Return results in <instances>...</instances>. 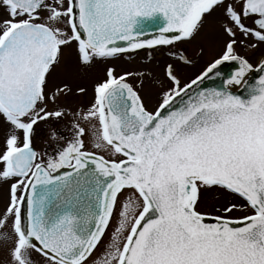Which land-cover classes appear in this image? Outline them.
I'll return each mask as SVG.
<instances>
[{"label": "snow or ice", "instance_id": "1", "mask_svg": "<svg viewBox=\"0 0 264 264\" xmlns=\"http://www.w3.org/2000/svg\"><path fill=\"white\" fill-rule=\"evenodd\" d=\"M157 10L167 23L143 39L133 31L136 18ZM213 13L226 37L222 54L183 87L167 64L174 87L147 110L128 82L144 73L118 74L108 61L190 40ZM238 42L264 43V0H0V114L8 127L0 146V184L7 185L0 242L8 264H32L33 251L41 264H88L98 249L93 264H264V75L246 101L227 87L184 99L221 61L240 65L225 85H245L253 65L236 54ZM65 50L74 58L70 73L103 67L89 105L73 113L66 145L50 130L56 148L45 160L33 147L34 126L65 114L57 101L72 86L62 81L46 91ZM89 134L97 151L86 149ZM213 192L241 202L202 210ZM117 210L111 242L101 248ZM238 211L250 214L233 217Z\"/></svg>", "mask_w": 264, "mask_h": 264}, {"label": "rangeland", "instance_id": "2", "mask_svg": "<svg viewBox=\"0 0 264 264\" xmlns=\"http://www.w3.org/2000/svg\"><path fill=\"white\" fill-rule=\"evenodd\" d=\"M246 22L247 20L245 23ZM225 39L226 37L223 35L219 23L217 22L216 13H213L212 16H205L204 25L192 39L186 41H177V44L175 45L157 48V51H163V53L141 50L140 55L129 54L127 57L119 55L108 63L112 64L116 68L118 74L122 70H128L135 73H144L143 77L129 79V82L133 84V86L143 98L147 110L152 111L156 105L162 101V92L174 87V85H172V83L166 78L164 72V68L167 64H174L175 74L180 80V87H182L199 72H201V70H203L208 63H212L215 59L219 58V56L222 54ZM252 43H256L255 38H248L247 44ZM247 44L242 46L238 42L235 46V52L236 54L245 57L254 66L260 61L261 58L264 57V43L258 44V46L254 48L247 46ZM171 53L184 55L189 62L185 63L183 61H179L173 55H171ZM73 64L74 58L68 54L67 50H65V54L61 56L60 62L53 69L54 75H56L54 77L57 79L66 78L67 81L74 84L72 85L73 89L77 85H85L88 92H86L84 95H77L74 90L67 95H63L64 105L69 106L73 103V101H75L74 105L80 103V105L83 104L85 107L91 99V81H93L92 79H95L96 76L100 75L103 65L100 64L99 66L91 67L89 68V71L85 69L81 72L73 71L70 73L68 69ZM83 73L87 75V78L90 79V81L83 78L85 77ZM70 75H75L76 78ZM52 79L53 73H51L49 82H51ZM67 119L69 118L64 115L60 121L55 122H61L63 126L65 123V126H67L65 128H68L70 136L72 132V123ZM1 121L3 120L0 119V123ZM53 121L54 120H48L37 124L38 131L36 133L40 136V139L37 140L36 143L37 147L39 149L41 148L40 151L44 149L50 152L56 148V144L50 138V130L53 129V124H58ZM2 125L3 128L0 134V146L3 145L6 139V133L8 131V128H6L4 124ZM56 128L62 132V134L66 135V132L62 127ZM59 143L63 145L65 141L60 140ZM121 199H123V197ZM227 200H235L238 203L241 202L237 197L231 196L227 192H213L206 197V202L201 205V209L212 212L214 208L219 207ZM5 203L6 196L3 184V187H0V210H3ZM244 214L250 213L238 211L232 213V216L238 217ZM118 218L119 216L117 210L114 213L110 225L102 238L101 248L111 242L112 232L117 226ZM5 251L6 248L1 243L0 264H5L3 263L6 260L4 259ZM99 251L100 249H98L97 252L88 259V264H93V260L96 258V255L99 254ZM30 259L32 260V264H41V257L37 256L33 252L30 256Z\"/></svg>", "mask_w": 264, "mask_h": 264}, {"label": "water", "instance_id": "3", "mask_svg": "<svg viewBox=\"0 0 264 264\" xmlns=\"http://www.w3.org/2000/svg\"><path fill=\"white\" fill-rule=\"evenodd\" d=\"M207 16V15H206ZM137 23L133 25V31L143 32V39H152L157 35H160L159 29L163 28L167 23V18L164 13L160 11H155L149 17H137ZM164 35L171 36L173 34L178 33H163ZM177 44L174 42L173 45ZM121 47H126V44L121 42L119 45ZM150 48L145 46L142 49ZM145 51H153V52H161L157 51V49L153 50H145ZM135 55H140V51L132 53ZM258 66V65H257ZM257 66L249 70L245 73L247 75L243 77V80L246 81L244 86L241 85H225V81L228 80L233 72L239 69L240 65L237 60H229V61H221L220 64L216 65L215 68L211 69L209 73L206 74V78L198 81L196 85H192V87L184 94V99L186 100L188 96L194 94L196 91L208 90L212 88H216L218 90H223L224 87H227L231 94L239 96L241 100H248L250 98L249 88L257 85L259 78L264 75V68H257ZM193 81V80H192ZM191 81V82H192ZM188 83V84H191ZM255 91L254 89L252 90ZM175 107H179V101L176 102ZM168 110H172L170 107ZM164 114H167L165 111ZM68 170V169H65Z\"/></svg>", "mask_w": 264, "mask_h": 264}, {"label": "flooded vegetation", "instance_id": "4", "mask_svg": "<svg viewBox=\"0 0 264 264\" xmlns=\"http://www.w3.org/2000/svg\"><path fill=\"white\" fill-rule=\"evenodd\" d=\"M256 17H252V18H250V19H248L247 20V22H246V24H248V25H254V19H255ZM129 54H132V53H129ZM129 54H123V56L124 57H127ZM113 59H111V60H109L108 62H110V61H112ZM100 64H96V65H93L92 67H95V66H99ZM110 65H112V64H110ZM113 66V65H112ZM54 69V68H53ZM53 69H52V71H51V73H53V79H52V81L51 82H49V79H50V76H51V73L49 74V76H48V84H47V87H46V91H48V90H54V85H57V84H60L62 81L63 82H66V83H69L71 86L72 85H74V84H72V83H70L69 81H67V79L66 78H60V79H57L56 77H54V76H56V75H54V72H53ZM88 71H89V69H87ZM84 74V73H83ZM85 75V77H83L85 80H89L90 81V79H88L87 78V75L86 74H84ZM70 76H72V77H74V78H76V76L75 75H70ZM92 78H94V77H92ZM97 78V76L95 77V79ZM95 79H92L93 81H91V84H90V88H91V99H90V101L92 100V98H93V82H94V80ZM88 81V82H89ZM129 82V81H128ZM130 83V82H129ZM80 86H82V87H85L86 89H87V87L85 86V85H80ZM73 88V87H72ZM75 89H76V87L73 89L74 90V92H75ZM88 92V91H87ZM76 93V92H75ZM50 94V93H49ZM74 102L75 101H73V103L72 104H70L69 106H67V105H64L63 104V95H61L60 97H59V99H58V101H57V105H59V106H62L64 109H65V114L64 115H66L69 119H67L68 121H70L71 123H73V121L75 120V116L73 115V113H76L78 110H80V109H82L84 106H83V104H81L80 105V103L79 104H77V105H74ZM90 103V102H89ZM89 103L85 106V107H87L88 105H89ZM76 104V103H75ZM48 107L49 108H52L53 107V105L51 104V103H49V105H48ZM84 107V108H85ZM0 119L1 120H3L2 119V114H0ZM56 120H54L53 122H55ZM58 121H60V120H58ZM55 123H58V124H53V129H56L57 130V128L56 127H62L63 128V130L66 132V135H64V134H62V132H60L59 130H57V132H58V134L59 135H61V136H63L65 139H63L64 141H65V143L63 144V145H66V143H67V141H68V139L71 137V135L69 136V132H68V128H65V127H67V126H65V123H64V126L61 124V122H55ZM2 124H4V126L6 127V128H8L7 127V122L6 121H1V123H0V134H1V131H2V128H3V125ZM36 129H35V133H34V136H33V147H34V149L35 150H37L38 152H40V153H42L43 154V158L46 160L47 159V156L49 155V154H51V153H53V151L55 150H52V151H50V152H48L47 150H42V151H40L41 150V148L39 149L38 147H37V143H36V141L37 140H39L40 139V136L36 133L37 131H38V128H37V125L36 126H34ZM84 140H85V146H86V149L88 150V151H97L94 147H93V144H92V142H91V138H90V134L88 135V136H85L84 137ZM107 158V157H106ZM0 187L2 188L3 187V184H0ZM4 188L6 189L7 188V185H4ZM9 231H10V229H9ZM2 242H0V244H1ZM3 244V243H2ZM4 245V244H3ZM4 247L6 248V246L4 245ZM33 253H35L37 256H40L39 254H37L36 252H34L33 251ZM4 254H5V256H4V259H6L5 261L3 260V259H1L2 261H4L3 263H5V264H7V261H8V255H7V249H6V251L4 252Z\"/></svg>", "mask_w": 264, "mask_h": 264}]
</instances>
